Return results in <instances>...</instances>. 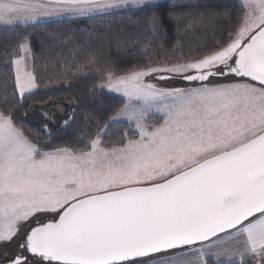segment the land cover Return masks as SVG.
<instances>
[{"label": "snow or ice", "instance_id": "snow-or-ice-1", "mask_svg": "<svg viewBox=\"0 0 264 264\" xmlns=\"http://www.w3.org/2000/svg\"><path fill=\"white\" fill-rule=\"evenodd\" d=\"M157 7L0 0V26L21 29L5 47L13 83L0 88V245H14L2 264H264V0L214 9L231 27L195 56L101 74L98 87L126 102L92 121L83 150H44L17 120L40 86L28 29L123 11L152 13L163 35ZM176 80L189 86H161ZM122 119L134 131L110 142Z\"/></svg>", "mask_w": 264, "mask_h": 264}, {"label": "trees", "instance_id": "trees-1", "mask_svg": "<svg viewBox=\"0 0 264 264\" xmlns=\"http://www.w3.org/2000/svg\"><path fill=\"white\" fill-rule=\"evenodd\" d=\"M158 5L152 11L161 17L166 32L163 35L152 33L148 20L152 13L123 11L92 18H65L28 29L35 54L33 71L40 86L17 105V120L34 142L42 141L39 146L44 150H83V133L93 130L92 121L106 118L122 105L120 98L95 88V76L105 71L122 73L153 60L195 56L205 46L222 42L231 27L230 17L213 15L220 6L212 1L173 0ZM232 5L238 3L224 2L234 16ZM20 30L0 27V88L5 82L9 86L13 83L14 69L9 63L12 57L5 53V47L12 50L10 46ZM90 60L95 63H88ZM66 71L70 74L65 75ZM55 106H63L67 116H57L53 124L41 113ZM65 120L69 124L63 126ZM133 130L127 123H116L108 139L117 142L122 133L131 135Z\"/></svg>", "mask_w": 264, "mask_h": 264}, {"label": "rangeland", "instance_id": "rangeland-1", "mask_svg": "<svg viewBox=\"0 0 264 264\" xmlns=\"http://www.w3.org/2000/svg\"><path fill=\"white\" fill-rule=\"evenodd\" d=\"M167 1H173V0H153V2L156 3V4L164 3V2H167ZM208 1H212V2H214L215 5H218V6L224 5V2H236L238 4L240 2V0H208ZM67 18H73V17H67ZM56 20H60V19L49 18V22L56 21ZM0 27H4V26H0ZM32 64H33V58H32V60L29 61V70H31V71H33ZM13 69H14V65H13ZM100 82H101V75H97V76H95L93 78V85L95 86V88L97 90L109 93L111 95H114V96L120 98L122 100V105L121 106H123V104L126 102V98L123 97L122 94L111 92L108 89H100L98 87ZM161 86H163V87H188L189 85H186L183 82L176 80V81H173L170 84L161 82ZM192 86H197V85H192ZM36 90L37 89H34L32 93H34ZM26 96H27V94H26ZM44 113L45 112L41 113L43 118H45L46 120H49L53 124H56V120H57L56 117L57 116H60V117L67 116L66 109L63 106H55V107H52L51 109H48L46 111V113L48 114L47 117L44 115ZM49 117H50V119H49ZM157 119H158V116L153 115L152 118L148 121V123H156ZM119 123H127L134 129V126L132 124H130V122H128L126 119H122V121L119 122ZM64 125L65 124L63 123V126ZM13 250H14V245L13 246L0 245V264H2V262L4 260V254L6 252L10 253ZM237 263H240L238 259H237Z\"/></svg>", "mask_w": 264, "mask_h": 264}, {"label": "water", "instance_id": "water-1", "mask_svg": "<svg viewBox=\"0 0 264 264\" xmlns=\"http://www.w3.org/2000/svg\"><path fill=\"white\" fill-rule=\"evenodd\" d=\"M177 81H180V80H177ZM182 82V81H181ZM184 84L188 85L186 82H183Z\"/></svg>", "mask_w": 264, "mask_h": 264}]
</instances>
